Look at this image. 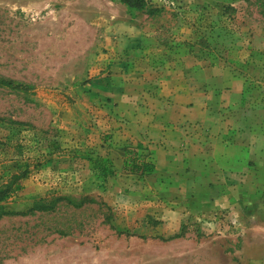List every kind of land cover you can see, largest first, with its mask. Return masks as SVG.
Segmentation results:
<instances>
[{"label":"rangeland","instance_id":"1","mask_svg":"<svg viewBox=\"0 0 264 264\" xmlns=\"http://www.w3.org/2000/svg\"><path fill=\"white\" fill-rule=\"evenodd\" d=\"M114 1L0 0V190L21 187L0 194V264H264L261 209L190 213L170 228L146 180L122 168L96 179L91 161L128 126L87 90L123 74L115 59L129 62L144 97L133 103L148 107L153 84L186 57L250 79L262 97L264 0ZM115 24L125 37L112 55ZM128 29L144 31L131 52Z\"/></svg>","mask_w":264,"mask_h":264},{"label":"crops","instance_id":"2","mask_svg":"<svg viewBox=\"0 0 264 264\" xmlns=\"http://www.w3.org/2000/svg\"><path fill=\"white\" fill-rule=\"evenodd\" d=\"M117 26L113 33L119 34L111 38L106 29L105 48L112 55L120 53L124 43ZM128 30L130 41L124 49L131 52L134 39L143 37L144 31ZM111 67L125 71L109 79L90 78L87 85L92 95L117 105L128 126L104 158L114 166V175L125 169L126 160L151 167L149 173L134 175L140 183L146 180L148 191L163 200L170 228L190 213L219 218L226 210L233 217L264 211V93L261 97L251 92L250 79L182 57L167 68L160 83L153 84L148 107H140L133 102L141 103L143 93L129 82L126 71L131 64L115 59ZM127 101L130 106L122 114ZM257 187L263 188L259 196L254 194Z\"/></svg>","mask_w":264,"mask_h":264},{"label":"trees","instance_id":"3","mask_svg":"<svg viewBox=\"0 0 264 264\" xmlns=\"http://www.w3.org/2000/svg\"><path fill=\"white\" fill-rule=\"evenodd\" d=\"M120 1L128 5H132L133 3L140 5L143 3L142 0H120ZM7 85H10V83H7ZM131 156L132 154L130 155V157ZM124 168L128 169L131 173L134 174L135 173L143 174V173L151 172L150 166L134 164L132 160H126L124 163ZM90 171L96 179H100V180H105L109 176H112L113 174L111 162L106 158H96L92 160ZM20 188H21L20 184H14V188L12 189H11V183L6 184L4 190H0L1 191L0 194L2 195L1 197H5L10 190L18 191Z\"/></svg>","mask_w":264,"mask_h":264}]
</instances>
